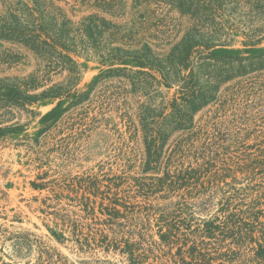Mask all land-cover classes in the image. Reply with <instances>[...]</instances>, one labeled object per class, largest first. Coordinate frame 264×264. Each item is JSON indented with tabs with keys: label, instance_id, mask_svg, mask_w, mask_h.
Returning a JSON list of instances; mask_svg holds the SVG:
<instances>
[{
	"label": "trees",
	"instance_id": "trees-1",
	"mask_svg": "<svg viewBox=\"0 0 264 264\" xmlns=\"http://www.w3.org/2000/svg\"><path fill=\"white\" fill-rule=\"evenodd\" d=\"M77 7L88 12L78 20ZM173 11L191 20L182 36ZM225 15L244 29V48L231 46ZM263 40L264 0H0V41L36 59L26 76H0L3 115L57 102L42 121H58L69 107L93 104L97 85L111 77L146 96L125 115L131 141L141 139L145 175L86 180V191L103 196L102 215L85 195L82 218L93 222L65 215L73 233L53 231L57 241L71 253H119L126 264H264L263 75L221 93L224 83L264 69V47H256ZM88 51L107 68L81 91L75 55ZM19 56L3 52L0 64ZM53 76L62 80L52 84ZM163 86L178 90L169 98ZM174 245L176 253L167 251ZM39 252L35 264H75L44 246Z\"/></svg>",
	"mask_w": 264,
	"mask_h": 264
},
{
	"label": "rangeland",
	"instance_id": "rangeland-1",
	"mask_svg": "<svg viewBox=\"0 0 264 264\" xmlns=\"http://www.w3.org/2000/svg\"><path fill=\"white\" fill-rule=\"evenodd\" d=\"M129 3L133 4V0H129ZM74 13L78 20L88 12L77 7ZM171 17L176 23L175 33L182 36L191 26L190 18L178 11H173ZM117 21L123 23L126 19ZM224 21L230 25L233 33L231 46L244 48L247 38L242 26H233L237 22L230 15H225ZM256 47H264V40ZM3 52L18 53L22 57L19 56L20 60L12 64L1 63L0 76H26L36 67L35 56L20 45L0 41V54ZM75 58L82 69L77 88L85 91L107 66L100 63V57L93 51L75 55ZM260 74L264 78V69L238 76L224 83L221 93L239 88ZM52 79L53 84L61 81L62 77L53 76ZM118 79L123 78L111 77L99 83L93 104L84 108L69 107L58 121H42L57 102L30 106L33 111L15 108L13 116L3 115L0 110V264H35L41 246L51 252L67 255L69 262L75 264H126L125 258L119 253L107 254L101 250L96 254L71 253L53 235V231L64 233L67 237L72 235L74 228L62 217L67 214L74 216V213L80 219L85 216L82 206L85 195L97 200L98 214L102 215L99 211L103 196L86 191V180L108 179L123 172L131 177L145 175L142 173L144 148L141 139L138 145L131 141L128 116L125 115L129 111L132 115L139 103L146 100V96L133 91L130 85L125 89L120 88ZM260 88L256 87L254 92L259 93ZM161 90L172 98L178 89L177 86L171 89L163 86ZM155 98L158 101L160 99ZM202 114L203 111L196 116V120ZM207 118L204 116V120ZM137 199L139 203L149 201L155 206L171 202L154 198L145 200L143 197ZM195 217L205 219L208 215L196 213ZM81 220L93 222L92 219ZM93 225L108 227L105 223ZM157 230L155 226V238L159 239ZM27 242L32 244V250L26 248ZM166 249L176 253L178 246ZM17 250H21L22 254L19 255ZM214 264H221V261H215Z\"/></svg>",
	"mask_w": 264,
	"mask_h": 264
}]
</instances>
